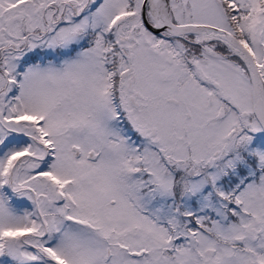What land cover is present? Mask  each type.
<instances>
[{
    "label": "snow or ice",
    "instance_id": "1",
    "mask_svg": "<svg viewBox=\"0 0 264 264\" xmlns=\"http://www.w3.org/2000/svg\"><path fill=\"white\" fill-rule=\"evenodd\" d=\"M0 264H264V0H0Z\"/></svg>",
    "mask_w": 264,
    "mask_h": 264
}]
</instances>
